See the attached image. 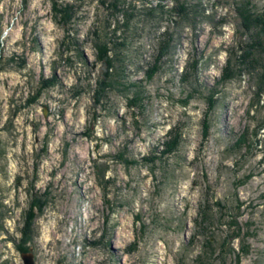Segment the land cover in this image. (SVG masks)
Returning <instances> with one entry per match:
<instances>
[{
  "label": "rangeland",
  "instance_id": "rangeland-1",
  "mask_svg": "<svg viewBox=\"0 0 264 264\" xmlns=\"http://www.w3.org/2000/svg\"><path fill=\"white\" fill-rule=\"evenodd\" d=\"M181 1L0 0V264H264V0Z\"/></svg>",
  "mask_w": 264,
  "mask_h": 264
},
{
  "label": "trees",
  "instance_id": "trees-1",
  "mask_svg": "<svg viewBox=\"0 0 264 264\" xmlns=\"http://www.w3.org/2000/svg\"><path fill=\"white\" fill-rule=\"evenodd\" d=\"M176 5H175V11H177V13H180L181 15H185L186 17H189V15L192 13H196L195 10H191L187 7L186 2H182L181 0H175ZM113 4L112 7L115 8V3H111ZM250 1H247L245 3H240V5L238 6V8L240 9V16H241V22H240V26L241 23L243 24V27H246L248 25H253L256 29H258L261 34H263V37L261 35L257 36L255 39L253 38L249 43H247L246 48L244 47L243 50H245V53L243 55H238V59L237 61L239 62L238 65H242V66H238V73H240L242 71V68L244 66V68L251 70V69H256L255 67L259 66H263L264 69V60L261 58H258L257 56H259L258 52L260 53L261 50L264 47V11L263 13L261 12H255L253 11V9L251 7ZM246 9V12H242V9ZM67 8H65L66 11ZM243 9V10H244ZM192 13V14H193ZM247 13H250V15H246ZM194 18V16H192ZM243 17V19H242ZM245 25V26H244ZM248 29V28H246ZM261 37V38H260ZM166 47V46H165ZM107 50H109L107 48ZM162 50V49H161ZM239 50L241 51L242 48L239 47ZM264 50V49H263ZM255 54H257L255 56ZM108 62V58L110 57L108 55V52H105V55L103 56ZM105 60V61H106ZM261 73L259 76L261 77V85L259 83V90L263 87L264 88V75ZM193 76V75H192ZM261 92H259L258 95H260L261 93H264V89L260 90ZM178 133L177 135H173V140L171 141V143L169 142V148H172V146L174 147V145H176L177 141H178ZM176 136V137H175Z\"/></svg>",
  "mask_w": 264,
  "mask_h": 264
},
{
  "label": "water",
  "instance_id": "water-1",
  "mask_svg": "<svg viewBox=\"0 0 264 264\" xmlns=\"http://www.w3.org/2000/svg\"><path fill=\"white\" fill-rule=\"evenodd\" d=\"M23 260L25 262V264H33V260H32V254H23ZM62 264V263H59Z\"/></svg>",
  "mask_w": 264,
  "mask_h": 264
},
{
  "label": "bare ground",
  "instance_id": "bare-ground-1",
  "mask_svg": "<svg viewBox=\"0 0 264 264\" xmlns=\"http://www.w3.org/2000/svg\"><path fill=\"white\" fill-rule=\"evenodd\" d=\"M247 14H248V13H247ZM242 19H243V17H242ZM175 22H176V21H175ZM244 26H245V25H244ZM237 35H238V34H237ZM161 48H162V47H161ZM241 53H242L241 55H243V54L245 53V50L242 49V50H241ZM238 54H239V53H238ZM237 58H238V57H237ZM183 70H184V69H183ZM262 70H263V69H262ZM187 74H188V73H187ZM219 78H220V77H219ZM239 134H240V133H239Z\"/></svg>",
  "mask_w": 264,
  "mask_h": 264
}]
</instances>
